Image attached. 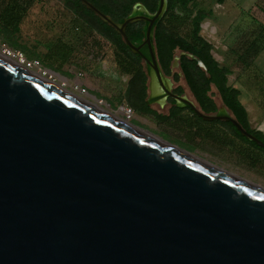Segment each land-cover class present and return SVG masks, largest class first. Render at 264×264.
Segmentation results:
<instances>
[{"label":"water","instance_id":"obj_1","mask_svg":"<svg viewBox=\"0 0 264 264\" xmlns=\"http://www.w3.org/2000/svg\"><path fill=\"white\" fill-rule=\"evenodd\" d=\"M81 1L142 59L149 106L172 98L206 121L231 122L264 147L223 102L206 113L174 92L155 38L168 0H158L155 12L138 2L123 22ZM139 21L137 42L127 26ZM4 57L0 264H264V187L132 123L151 135L142 133Z\"/></svg>","mask_w":264,"mask_h":264},{"label":"rangeland","instance_id":"obj_2","mask_svg":"<svg viewBox=\"0 0 264 264\" xmlns=\"http://www.w3.org/2000/svg\"><path fill=\"white\" fill-rule=\"evenodd\" d=\"M199 2L205 9L214 11L213 17L205 20L202 34L218 46L213 51L216 59L233 69L229 83L242 90L241 100L249 112L251 126L264 132V73L255 68L254 52L246 51L248 42L258 35L254 20L242 14L237 18L231 16L228 5L220 4L218 0H199ZM253 15L260 20L264 19V13L260 10L253 11ZM75 18V14L65 7L64 0H37L24 16L19 31L15 36L13 33L8 36V41L5 40L3 33V29H8V25L0 23V39L13 51L11 58L15 61H19V56L16 55L19 51L23 52L26 58L28 55L37 54L39 57L27 58V61L32 63L34 61L41 63L42 66L34 65L31 68L36 74H42L70 92L99 104L116 113L123 120L136 124L207 162L264 187L263 164L252 168L245 159L229 148L213 142L189 140L181 132L159 124L154 116L140 114L134 110V114L130 117L127 109L131 106L126 98V90L131 76L123 72L116 47L95 34L101 48H88L86 44L90 38L82 36L81 27H75ZM231 19H239L245 24L240 28L230 29ZM220 23L222 29L219 37L217 25ZM10 25L16 24L9 23ZM230 30L233 32L231 35ZM59 41L75 45L76 50L68 59L64 61L56 59L52 63L54 67H48L43 56ZM180 55L181 51L176 50V56L180 57ZM40 68L48 73L46 75L40 73ZM173 72L181 74L182 70L180 67H175ZM176 85L183 86L189 97L193 99L183 74ZM213 92L214 99L220 106L222 99L215 88ZM152 107L161 113L167 111L158 104Z\"/></svg>","mask_w":264,"mask_h":264},{"label":"trees","instance_id":"obj_3","mask_svg":"<svg viewBox=\"0 0 264 264\" xmlns=\"http://www.w3.org/2000/svg\"><path fill=\"white\" fill-rule=\"evenodd\" d=\"M35 1L37 0H8L6 5L2 0L0 15L3 18L8 17V29H3L6 41H8V36L12 33L15 36L16 32L19 31L24 16ZM89 1L117 22H123L138 2L145 4L151 12L156 11L158 4V0ZM64 5L75 14V27H81L82 36L90 38L86 44L88 48H101L100 42L95 38L96 35H100L116 47L123 72L131 76L127 85L126 98L132 109L140 114L154 116L159 124L181 132L189 140L213 142L222 147H227L245 159L252 168L264 165V147L243 136L231 122L206 121L197 116L193 110L179 108L175 104H172L168 113H161L149 106L146 102L148 77L142 59L129 50L123 37L113 26L104 22L81 0H64ZM7 6L8 10L4 9ZM213 15L214 11L203 8L199 0H168L167 12L159 22L155 34L158 57L162 68L167 75L171 74L176 50L197 56L204 66H201L198 60L184 53L180 55V68L201 109L206 113L217 111L218 104L213 94V88H215L220 94L222 102L233 112L243 126L264 142V132L251 126L249 112L241 100L242 90L229 83V76L233 73V69L216 59L213 53L214 43L202 34L203 23ZM9 23L16 25L9 26ZM142 27V21L128 24L127 34L129 38L133 41H141L143 39ZM258 40L260 39H254L249 45L248 52L253 51L254 57L261 48V44L257 43ZM75 47L71 43L59 41L43 56V60L46 61L48 67H54L52 63L56 59L64 61L71 57L76 50ZM34 57L39 56L37 54L28 55L27 58L32 59ZM176 79H179L178 75ZM178 92L182 93L181 87H179Z\"/></svg>","mask_w":264,"mask_h":264},{"label":"crops","instance_id":"obj_4","mask_svg":"<svg viewBox=\"0 0 264 264\" xmlns=\"http://www.w3.org/2000/svg\"><path fill=\"white\" fill-rule=\"evenodd\" d=\"M218 2L220 4L224 3L228 5V10L231 16H235L237 18L239 14H242L245 17L248 16L249 18H253L254 25H256L257 30H258V35H256L254 39H260L257 41V43L261 44L260 45L261 48H259L258 54L254 57V64L257 70L264 73V19L260 20L253 15V11H256V10H260L262 13H264V0H223V1L218 0ZM243 24H245V22L242 23V21L239 19H231L229 23V28L237 29V28L242 27ZM217 28H218V34L220 37L221 29H222L221 23L217 25ZM229 33L231 35L233 32L231 31ZM237 35L238 34H236V36ZM253 40L249 41L248 45H246V51L249 50V45L253 42ZM215 47H218V46L215 45Z\"/></svg>","mask_w":264,"mask_h":264},{"label":"flooded vegetation","instance_id":"obj_5","mask_svg":"<svg viewBox=\"0 0 264 264\" xmlns=\"http://www.w3.org/2000/svg\"><path fill=\"white\" fill-rule=\"evenodd\" d=\"M1 2H2V0H0V4H1ZM3 2L7 5L8 4V0H3ZM4 9H6V10H8V6L7 7H5ZM1 11V10H0ZM0 23L1 24H3V25H8V17H2L1 15H0ZM181 74H183V73H181ZM181 74L180 73H175V72H173V69L171 70V74L170 75H168V76H170V77H172V79H173V81H174V92L175 93H177V94H187V92H186V89L183 87V86H181V85H176L177 84V82H179L180 81V78H181ZM179 76V79L177 80L176 79V76ZM184 76V75H183ZM179 87H181L182 88V93H180V92H178V89H179ZM189 87V86H188ZM189 89H190V87H189ZM190 91H191V93H192V95H193V100L198 104V102H197V100H196V97L194 96V94H193V92H192V90L190 89ZM214 94V93H213ZM219 94V93H218ZM217 95V94H216ZM220 95V94H219ZM221 97V96H220ZM216 101V100H215ZM217 103V102H216ZM172 104H175V101H174V99H172V98H169L168 99V101H167V103L165 104V106L163 107V108H166L167 109V111L165 112V113H168L169 111H170V109H171V107H172ZM176 105V104H175ZM198 106L200 107V105L198 104ZM218 108H219V105H218ZM200 109H201V107H200ZM202 110V109H201ZM218 110V109H217ZM203 111V110H202ZM232 112V111H231ZM232 114H233V112H232ZM234 115V114H233ZM156 119V118H155ZM157 120V119H156ZM168 128H171V127H169L168 126Z\"/></svg>","mask_w":264,"mask_h":264},{"label":"built area","instance_id":"obj_6","mask_svg":"<svg viewBox=\"0 0 264 264\" xmlns=\"http://www.w3.org/2000/svg\"><path fill=\"white\" fill-rule=\"evenodd\" d=\"M13 51L8 47V44L3 42L0 39V53L4 54V56L6 57H12L13 56ZM17 56H19V60L23 61V65H25V67H27L28 69H31L34 65H39L42 66L41 63L39 61H34L33 63L31 61H27V58L24 56L23 52L19 51L18 54H16ZM40 73L42 72L44 75H46L48 72L46 70H43L42 68H40ZM127 112L129 114V116L131 117L132 114H134V109H132L131 107H129L127 109Z\"/></svg>","mask_w":264,"mask_h":264},{"label":"bare ground","instance_id":"obj_7","mask_svg":"<svg viewBox=\"0 0 264 264\" xmlns=\"http://www.w3.org/2000/svg\"><path fill=\"white\" fill-rule=\"evenodd\" d=\"M0 55H2V57H4V54H1V53H0ZM4 58L7 59L8 61L14 63V64L19 65L20 67L23 66V61H21V60H19V61H15V60H13V58H11V57H6V56H5ZM33 74L36 75V76H39L40 78H43V77H44L42 74H36L35 72H33ZM86 101H88V100H86ZM88 102H89L92 106H94L96 109L102 111L103 113L108 114L109 116L113 117L114 119H116V120H118V121H120V122H122V123H124V124H126V125H128V126H130V127H132V128H134V129H136V130H138V131H140V132H142V133H145V134L151 135V134H149L148 132H146L145 130H141V129L137 128L136 126H134V125H133L132 123H130L129 121H127V120H123V119H122L120 116H118L116 113H113L112 111L103 108V107L100 106L99 104H95V103L90 102V101H88ZM204 161H205V160H204ZM206 162H207V161H206ZM208 163H209V162H208ZM211 165H212V164H211ZM213 166H214V165H213ZM216 167H217V166H216ZM218 168H220V167H218ZM221 169H222V168H221ZM222 170H224V169H222ZM235 176H237V175H235Z\"/></svg>","mask_w":264,"mask_h":264}]
</instances>
